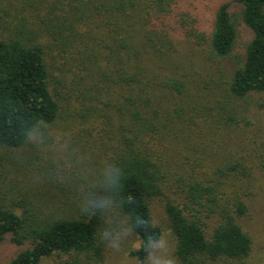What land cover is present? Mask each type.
Here are the masks:
<instances>
[{"label":"trees","instance_id":"obj_1","mask_svg":"<svg viewBox=\"0 0 264 264\" xmlns=\"http://www.w3.org/2000/svg\"><path fill=\"white\" fill-rule=\"evenodd\" d=\"M235 3L238 18L222 3L208 33L179 0H0V150L32 138L52 146L58 123L69 139L68 168L38 166L22 189L0 190V245L19 248L9 264L53 255L97 264L120 230L137 240L129 255L146 264L162 236L154 199L179 264L250 257L240 220L252 164L232 152L211 162L194 141L243 130L249 109L264 108V0ZM179 34L232 65L216 94L176 58ZM259 159L264 169V146Z\"/></svg>","mask_w":264,"mask_h":264},{"label":"rangeland","instance_id":"obj_2","mask_svg":"<svg viewBox=\"0 0 264 264\" xmlns=\"http://www.w3.org/2000/svg\"><path fill=\"white\" fill-rule=\"evenodd\" d=\"M232 3L231 11L238 18L240 7L235 0H179L183 11L197 17L202 22L203 28L209 33L213 25V15L217 7L222 3ZM236 51L242 52L243 41L247 39V33L241 31ZM177 38L179 54L176 58L181 60L184 68L188 72H196L197 83L205 88V92H215L220 83L225 79L223 75L231 72L232 65L226 61L212 60L207 55L204 47L197 46L188 40L182 34ZM244 35V36H243ZM197 84V85H198ZM263 96H260L262 99ZM206 98L212 99L209 95ZM264 98V97H263ZM258 99V96H256ZM205 103V102H204ZM236 106H243L235 104ZM240 110V109H239ZM248 125L231 134L226 131L220 132V135L212 139H194L195 143L206 148V151H212L211 162H218L219 156L224 153L232 152L236 156H244L247 162L252 164V176L246 182L249 196L246 198L247 215L240 220V225L253 241V249L250 257L243 262H234L228 259H219L211 264H264V169L261 168L259 155L264 146V108L258 109L256 106L249 109L247 114ZM59 124V123H58ZM57 124V125H58ZM56 124L49 128V134L55 137L54 144L48 146L41 144L40 138H32L31 144L24 148L12 151L0 150L5 156L2 160L5 172L0 171V190L7 192L12 189H22L27 183L26 176L28 170L30 173L37 172L36 168H49L52 164L64 162L65 167H69L67 147L69 139L61 136V130ZM209 158V159H210ZM26 161L30 163L26 164ZM6 165V166H5ZM259 166V167H258ZM20 167V168H19ZM41 168V170H43ZM51 169L55 170V166ZM16 186L15 188H13ZM12 193V192H11ZM10 193V194H11ZM17 191L11 195H6L10 202L18 200ZM153 225L162 231L161 239L156 244H151L146 258V264H179L174 257L175 241L169 225L165 219L163 203L158 200L149 202ZM21 214V211H17ZM109 243L105 247L102 262L97 264H137L135 258L129 255L131 249L136 245L137 240L133 234L127 230H120L114 238H107ZM19 251V248L10 243L0 245V263L9 264V261ZM73 255H53L44 259L41 264H63L72 263ZM82 257H79L81 264L84 263ZM94 264V263H90Z\"/></svg>","mask_w":264,"mask_h":264}]
</instances>
